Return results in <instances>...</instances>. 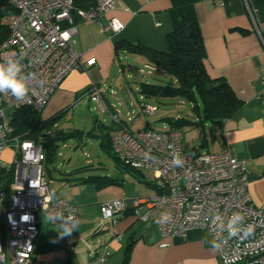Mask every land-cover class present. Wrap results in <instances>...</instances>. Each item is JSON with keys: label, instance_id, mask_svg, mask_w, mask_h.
Returning <instances> with one entry per match:
<instances>
[{"label": "built area", "instance_id": "built-area-1", "mask_svg": "<svg viewBox=\"0 0 264 264\" xmlns=\"http://www.w3.org/2000/svg\"><path fill=\"white\" fill-rule=\"evenodd\" d=\"M5 2L14 12L0 18L6 30L0 42V65L7 68L15 64L16 76L28 91L23 98L13 96L8 89L0 92V264H39L35 248L39 215L55 226L71 228L76 224L78 208L52 189L43 146L16 135L11 115L24 107L41 112L72 71L93 64L84 63L76 49L74 12L83 21L98 20L113 10L114 0H99L89 10L76 9L74 0ZM124 27L120 19L112 17L106 29L119 33ZM259 36L264 46L260 32ZM146 68L148 74L156 70L151 65ZM262 84L264 99V67ZM87 98L102 112L111 113L117 123L109 133L115 156L135 170L152 173L157 194L134 199L141 221L154 222L163 239L184 238L193 229L208 233L221 264H264V208L253 203L247 162L234 148L217 153L187 152L182 127L134 129L136 113L129 112L122 121L117 109L116 114L111 112L95 84ZM139 101L145 116H153L158 110L143 95ZM10 148L13 154L6 160L4 154ZM125 201L119 198L103 203L97 228L115 222L126 207ZM82 240L88 247L90 264H109L108 252L99 255L87 239Z\"/></svg>", "mask_w": 264, "mask_h": 264}, {"label": "crops", "instance_id": "crops-1", "mask_svg": "<svg viewBox=\"0 0 264 264\" xmlns=\"http://www.w3.org/2000/svg\"><path fill=\"white\" fill-rule=\"evenodd\" d=\"M171 5V0H114L113 10L98 20L83 21L76 16V49L84 63L93 61V64L72 71L63 80L46 103L43 111L47 107L48 111L45 116L42 114L43 118L67 111L75 101L82 102L84 99L85 103L92 102L87 96L90 87L95 84L103 92V98L113 114L117 113V109L124 121L128 113L134 111L137 119L141 115L142 103L139 101L140 108L136 111L132 108L133 102L126 105L122 101L127 100L129 95L123 92L121 81V93L111 88L115 85L112 81V68L116 63L115 43L124 40L168 51L167 35L173 30L169 12ZM196 12L210 75L224 77L243 100L231 117L218 122L208 121L198 127L206 131H211L212 126L215 128L213 134L218 141L217 148L207 152L217 153L232 147L240 158L246 160L250 196L256 206L264 208V99L261 97L264 46L259 36L260 32L264 37V0H201L196 4ZM112 17L124 23L121 32L112 33L106 29ZM124 54L131 53L126 51ZM135 56L143 60L146 68L147 59ZM111 91H116V94ZM93 103L97 110L104 113L96 102ZM95 120L99 127L104 125L99 124V117ZM111 126H117V123L113 121ZM207 145L208 141H204L201 147ZM46 173L56 194L78 208V218L73 227L67 228L70 232L65 235L62 234L64 228L39 215L40 234L35 247L39 264H90L88 247L82 239H87L91 247L97 248L99 255L108 252L109 264H122L126 256L128 264L219 262L217 248L208 233L193 229L184 238L163 239L154 222L140 220L134 199L154 196L158 192L157 188L138 178L140 174L142 179L154 183L149 172H137L130 182L122 177H113L120 182L102 188L94 183L88 184L90 182L85 183L87 185L74 184L72 180L76 176L68 177L65 172L59 176ZM119 198L126 199L124 211L115 222L97 228L102 204ZM164 243L167 245L163 246Z\"/></svg>", "mask_w": 264, "mask_h": 264}, {"label": "trees", "instance_id": "trees-1", "mask_svg": "<svg viewBox=\"0 0 264 264\" xmlns=\"http://www.w3.org/2000/svg\"><path fill=\"white\" fill-rule=\"evenodd\" d=\"M99 0H74L76 9L89 10L96 6ZM201 0H171L169 12L173 20V30L167 35L168 51L154 50L128 41L115 43L116 58L124 52L141 55L147 59V64L156 68L150 75H156V82H141L139 92L148 100L159 101L166 98L186 99L192 106V111L198 119V125L205 122H218L231 117L243 104L229 82L224 77H212L206 65V47L201 25L196 12V4ZM217 1V0H211ZM14 12L7 3L0 6V18L6 13ZM77 12H74L76 18ZM6 30L0 24V42L5 37ZM154 75V76H155ZM149 103H152L149 101ZM154 104V103H152ZM62 112H58L50 118L44 119L42 111L32 108H20L11 115V125L16 135L24 139L34 140L41 144L46 152V161L52 160L57 155V147L48 142L46 137L41 138L43 128L52 123ZM173 127H183L186 124H194L187 119L166 118ZM97 125V121L95 120ZM106 131L89 133L100 138L101 146L108 148L110 154L129 171H136L123 163L112 152L109 133L116 126L102 125ZM70 135H75L74 133ZM69 135V136H70ZM67 138L65 136H62ZM85 168V167H83ZM88 168V167H87ZM138 178L145 184L157 188L153 182L144 180L140 174ZM82 179V178H81ZM85 183H94L102 188L107 185L118 184L117 181L107 176H88L82 179ZM158 189V188H157ZM128 256L122 264H128Z\"/></svg>", "mask_w": 264, "mask_h": 264}, {"label": "rangeland", "instance_id": "rangeland-1", "mask_svg": "<svg viewBox=\"0 0 264 264\" xmlns=\"http://www.w3.org/2000/svg\"><path fill=\"white\" fill-rule=\"evenodd\" d=\"M5 1L0 0V6ZM144 65L143 60L134 54H122L120 58H116V63L112 68V81L115 82L116 86H111V88L121 93V89L119 88L121 81V85L124 88L123 92L129 95L127 100L122 99V101L126 105L127 102H133L132 108L136 111L140 108L139 100L141 93L139 92V88L141 82L147 81L153 83L157 81L156 75L148 74V70ZM141 70H144L145 73L141 72ZM85 101H75L73 106L67 111L62 112L52 123L47 124L43 128L41 138L46 137L49 143L57 147V155L45 163V171L52 173L53 176H59L64 172L67 173L68 177L76 176L72 181L77 185H87L82 179L95 175H107L112 178L122 177L130 182L137 172L134 170H132L133 172L124 170L121 164L117 165V161L110 154L108 148L101 146L100 139L97 136L89 134L93 131L97 133L106 131L100 123L105 126H111L113 124L112 114L109 112L101 113L93 102L85 103ZM152 103L158 106V110L153 116L141 114L132 124L134 129L164 130L171 127L170 123L165 120L166 118H171L172 120L184 118L194 123L186 124L182 127L184 146L187 152L203 153L217 148L218 141L213 134L215 133V128L212 126L211 131L199 128L198 119L192 111L190 102L186 99L166 98ZM47 108L45 111H43L44 109L42 110L44 116L48 111ZM56 113H53V115ZM53 115H50V117ZM95 117H99L100 127L96 125ZM72 133L75 135H70ZM204 141H208V145L202 148L201 146L204 144ZM12 154L13 149H8L4 154V159L10 160ZM149 173L152 176V173ZM88 184L93 185V183ZM85 187L88 188V186ZM94 189L96 190L95 185ZM101 220L102 216L99 222ZM217 264H221V262L219 261Z\"/></svg>", "mask_w": 264, "mask_h": 264}, {"label": "clouds", "instance_id": "clouds-1", "mask_svg": "<svg viewBox=\"0 0 264 264\" xmlns=\"http://www.w3.org/2000/svg\"><path fill=\"white\" fill-rule=\"evenodd\" d=\"M17 67L15 64H10L7 68L3 65H0V92L4 89L11 91L13 96L17 98H23L28 89L25 82L21 79H18L16 76ZM69 229L64 228L62 234H68Z\"/></svg>", "mask_w": 264, "mask_h": 264}]
</instances>
